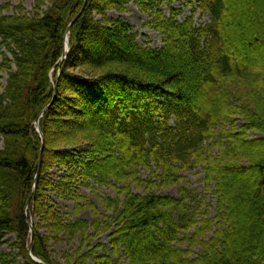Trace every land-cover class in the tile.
Returning a JSON list of instances; mask_svg holds the SVG:
<instances>
[{"label":"trees","instance_id":"obj_1","mask_svg":"<svg viewBox=\"0 0 264 264\" xmlns=\"http://www.w3.org/2000/svg\"><path fill=\"white\" fill-rule=\"evenodd\" d=\"M85 1L37 0L32 11L8 5V13L0 6V74L8 73L5 87L0 76V264L20 258L38 264L28 251L31 241L33 255L48 264H113L109 253L121 250L128 264H264V137L249 135L264 134V50L253 60L229 41L230 0H188L197 6L183 20L181 9L172 7L170 15L153 10L159 49L140 43L126 19L106 16L113 9L126 12L132 0H87L61 62L68 26ZM136 1L144 10L155 6V0ZM237 3L243 13L249 4L264 17V0ZM196 9L210 20L196 23ZM256 35L264 47V35ZM39 117L45 144L27 210L29 219L39 218L31 240L25 208L43 144L35 129ZM84 145L79 167L73 169V159L67 164L70 179L116 191L115 197L98 195L113 211L106 221L66 219L47 206L45 172L72 157L57 150ZM200 167L216 196L214 216L193 190L181 186L178 197L159 193ZM73 198L77 214L90 208L98 215L85 196ZM107 231L110 249L91 245ZM8 234L16 239L3 251ZM77 237L81 244L64 252V263L52 258L51 241Z\"/></svg>","mask_w":264,"mask_h":264},{"label":"rangeland","instance_id":"obj_2","mask_svg":"<svg viewBox=\"0 0 264 264\" xmlns=\"http://www.w3.org/2000/svg\"><path fill=\"white\" fill-rule=\"evenodd\" d=\"M37 0H0V6H5V12L8 13V5L11 7H15L18 5H22L25 8V11H32L35 8ZM238 0H230V15L228 16V28L229 30H232L234 32L233 36H229V41H231L235 46L243 47L244 51L246 53L242 54V57H249L253 60L260 59L259 51H263L264 47H261L259 43L256 42L257 38V32H260L264 35V17L263 15L258 17V13L250 8V5L248 4L247 9L244 10V13L242 10L244 9L242 6H240L237 3ZM257 3L256 1H252ZM258 4V3H257ZM241 7H239V6ZM259 6H262L261 3L258 4ZM86 6V5H85ZM197 4L194 2V4H190L188 0H155V6L152 9L144 10L145 5H141L138 1L132 0V2L128 5V9L126 12H119L115 9L109 10L106 12V16L110 19L117 20L119 18H124L128 22H130L134 27V32L137 34V39L140 43L146 44L150 46L151 48L159 49L163 46V39L162 34L155 30L152 27L151 21L153 20L152 11L156 10L157 8H161L165 11V14L170 15L172 7L176 9H181L182 12L179 14V19L183 20L187 15H190L193 12V8L196 7ZM83 13V12H82ZM82 15V14H81ZM80 15V16H81ZM245 15V16H244ZM79 16V17H80ZM262 17V19H261ZM99 18V17H98ZM194 20L196 23H202L207 22L210 20V14L209 13H202L199 9H196ZM253 30L257 32H252ZM1 42V39H0ZM247 42L251 43L253 46H255L258 49L257 51L253 50V47H247ZM6 48L2 47V51H5ZM65 51V50H64ZM63 56V55H62ZM66 59V58H65ZM64 59V60H65ZM1 60V58H0ZM61 62L62 60L61 57ZM54 71V70H53ZM60 69H58L59 73ZM60 74V73H59ZM1 76V84L2 87H5L7 83L8 73L4 72L0 74ZM52 79H53V73H52ZM191 85L198 86V83L193 81L191 82ZM2 87H0V91H2ZM57 88V86L55 85ZM54 87V89H55ZM57 90V89H56ZM200 92H196V95H199ZM43 115V114H42ZM244 123L242 119H238L236 125L240 126ZM40 125V124H39ZM36 131L40 134V131H38L37 126L35 124ZM41 129V127H40ZM60 128L58 129V131ZM42 131V130H41ZM43 133V132H42ZM44 135V133H43ZM252 139L262 138L264 137V134L261 132H252L249 134ZM45 137V136H44ZM42 139V138H41ZM45 138L42 139V147L44 149V142ZM41 147V149H42ZM86 145L84 146H67L63 147L61 149H58L57 152L64 153L66 155H71L72 157H67L65 160V163L62 165L55 164V166L51 167L47 172H45V177L47 178V181L50 182L51 186H48L46 189L45 199L47 202V206L52 207L55 210H58L62 215H65L64 217L66 219H85L89 222H93L96 218L99 220L106 221V214L111 215L113 214V211L107 212L104 205L101 204V202L98 200V195H108L111 197L116 196V191L108 187L106 185H98L92 180H89V185H87V182L81 181V182H75L70 177L73 175V170L69 168L67 165L68 162L71 163V159L74 161L73 169H77L79 167L78 164V155L81 150L86 149ZM44 152V151H43ZM41 153V152H40ZM55 152L50 153L49 155H54ZM43 160V157H42ZM41 173V171H40ZM150 172L142 171L141 176L148 177ZM183 179L180 181V185H173L169 188H163L159 193L163 194H170L172 196H180V187H184L188 190H193L196 193H198L199 198L202 200V204L204 205V208L210 206V215H215V208L217 205L216 196L213 193V191L208 190L206 188V184L204 182V172L203 169L196 168L193 170H188L182 173ZM69 187V189H68ZM72 188V191H71ZM34 190V189H33ZM135 191H138L140 193H143L145 190H137L134 188ZM68 191V192H67ZM67 194H66V193ZM65 194V196L63 194ZM76 194H81L85 196L89 201L95 204V206L98 207V215H94L92 213V209H86L83 210L81 213L75 212V201L74 196ZM32 199L34 200V197L32 196ZM83 203V201H80ZM33 209V207L31 208ZM197 218L201 219L203 218V213L201 211H197ZM108 219V218H107ZM28 221H32L33 223V230L35 224L39 221V218L36 216H33L32 219H29ZM115 223L112 226L111 230H114ZM110 230V231H111ZM40 232L43 234H46L48 232V228L43 227L40 229ZM110 233L109 231L104 232L99 237H95L91 241V245L94 246L98 243H105L111 248L109 244L110 240ZM16 239V236L14 234H8L4 240H7L8 242L5 243L2 246L3 251H9V244L14 242ZM50 253L54 260H57L60 263H64L63 254L66 251H71L72 249H77L81 244V238L77 237L72 242H66L61 241L59 243H54L53 241L50 242ZM88 248L85 249L87 251ZM98 254L103 253V250L99 248ZM109 253V252H108ZM112 259L113 264H115V261L119 258V263L117 264H128L126 260V256L123 255V251L121 250L120 253L114 254L109 253ZM18 264H23V259L20 258ZM88 264H95L94 260H90Z\"/></svg>","mask_w":264,"mask_h":264},{"label":"water","instance_id":"obj_3","mask_svg":"<svg viewBox=\"0 0 264 264\" xmlns=\"http://www.w3.org/2000/svg\"><path fill=\"white\" fill-rule=\"evenodd\" d=\"M86 3H87V0L85 1V3H84V6H83V8H82V10H81V12L77 15V17L69 24V26H68V29H67V34H66V36L68 35V48H67V50L65 49V51H64V53H63V56H62V60H64L66 57H67V53L69 52V50H70V46H69V34H70V31H71V28H72V25H73V22H75V20L82 14V12L84 11V8H85V5H86ZM65 39H66V37H65ZM56 87H55V91H56ZM51 105V104H50ZM50 105H48L46 108H45V110L43 111V112H45L49 107H50ZM35 124H36V126H37V129H38V131H40V133H41V138L42 139H44V135H43V133H42V131H41V129H40V117L36 120V122H35ZM43 147H42V149H41V153H40V160H39V168H38V171H37V173H36V176H35V182H34V188L33 189H35L36 188V185H37V182H38V179H39V176H40V171H41V165H42V157H43ZM33 191L34 190H32V192L30 193V195H29V197H28V200H27V203H26V211H27V209L29 208V205H30V202H31V200H32V196H33ZM33 211V209H31V212ZM26 217H27V219L29 220V215L26 213ZM28 224H29V226H30V231H31V240L33 239V223H32V221H28ZM28 251H29V254H30V256L32 257V259L34 260V261H36L38 264H48V263H46V262H44V261H42L41 259H39V258H37L36 256H34L33 255V253H32V241L30 242V246H29V248H28Z\"/></svg>","mask_w":264,"mask_h":264},{"label":"bare ground","instance_id":"obj_4","mask_svg":"<svg viewBox=\"0 0 264 264\" xmlns=\"http://www.w3.org/2000/svg\"><path fill=\"white\" fill-rule=\"evenodd\" d=\"M68 35L66 36V39H65V49L67 50V48H68Z\"/></svg>","mask_w":264,"mask_h":264}]
</instances>
